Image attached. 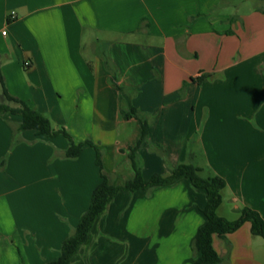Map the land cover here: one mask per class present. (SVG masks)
I'll return each instance as SVG.
<instances>
[{
	"label": "crops",
	"instance_id": "crops-1",
	"mask_svg": "<svg viewBox=\"0 0 264 264\" xmlns=\"http://www.w3.org/2000/svg\"><path fill=\"white\" fill-rule=\"evenodd\" d=\"M246 1L0 0V70L53 128L98 145L114 185L134 175L135 107L150 122L135 152L145 179L194 162L226 180L219 216L250 207L264 218V0L228 11ZM21 122L0 114V264H47L88 210L100 167L92 146L69 158L63 134ZM206 204L188 178L121 190L70 264H192ZM213 245L218 264H264L250 221Z\"/></svg>",
	"mask_w": 264,
	"mask_h": 264
},
{
	"label": "trees",
	"instance_id": "trees-1",
	"mask_svg": "<svg viewBox=\"0 0 264 264\" xmlns=\"http://www.w3.org/2000/svg\"><path fill=\"white\" fill-rule=\"evenodd\" d=\"M203 76H200L198 79L201 80ZM0 84L3 88L4 96V101L0 102V114L3 112H10L12 114L21 115L22 122L20 124V130L36 129L39 134H45L48 136L63 134L70 143L66 150V156L69 158L78 157L85 145H90L96 150V163L100 167L101 182L94 189L90 206L88 210L82 215L75 232L64 241L60 257L57 260L51 261L47 264L71 263L73 257L79 252L81 246L88 238L90 230L92 229L96 219L104 212L109 202L119 191L152 189L159 186L173 184L182 178H188L197 190H204L207 196V204L204 208L206 222L200 228L194 241L196 258L192 264L220 263L221 257L213 245L214 235L217 234L221 237H225L228 233L236 231L246 221L251 222L252 232L255 235L264 237V218L258 211L250 207L243 208L241 210L239 219L235 221L228 220L218 215L217 209L223 200L222 190L226 186V180L220 175L214 174L212 172H206L205 168L197 165L194 162L181 163L175 166L172 169V172L168 175L156 173L149 179H145L143 177L142 171L135 160V152L140 147L144 139L148 136L150 122L140 113L137 108L132 107L125 111L126 117H136L140 121L141 125L140 137L136 145L132 147V153L130 155L134 175L124 184L114 185L110 179V176L103 170L102 152L98 145H96L91 140L76 142L66 130V128H53L51 120L45 114L29 103L11 95L8 92L1 70ZM5 101L18 103L19 107H12L5 103Z\"/></svg>",
	"mask_w": 264,
	"mask_h": 264
},
{
	"label": "rangeland",
	"instance_id": "rangeland-1",
	"mask_svg": "<svg viewBox=\"0 0 264 264\" xmlns=\"http://www.w3.org/2000/svg\"><path fill=\"white\" fill-rule=\"evenodd\" d=\"M260 0H247L246 2H234L228 11H231L233 13H237L239 11H249L250 9H254L260 4ZM11 103V102H8ZM12 105L14 103H11Z\"/></svg>",
	"mask_w": 264,
	"mask_h": 264
},
{
	"label": "built area",
	"instance_id": "built-area-1",
	"mask_svg": "<svg viewBox=\"0 0 264 264\" xmlns=\"http://www.w3.org/2000/svg\"><path fill=\"white\" fill-rule=\"evenodd\" d=\"M11 17H12V18H16V13H15V12H12ZM4 33H5V32H4ZM25 65H26V66H29V65H30V62H29V61L25 62Z\"/></svg>",
	"mask_w": 264,
	"mask_h": 264
}]
</instances>
